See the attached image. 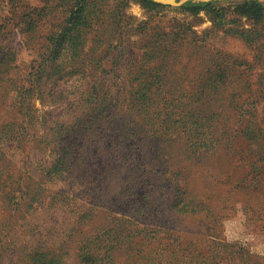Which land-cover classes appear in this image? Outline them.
Returning a JSON list of instances; mask_svg holds the SVG:
<instances>
[{"label": "rangeland", "instance_id": "374dc122", "mask_svg": "<svg viewBox=\"0 0 264 264\" xmlns=\"http://www.w3.org/2000/svg\"><path fill=\"white\" fill-rule=\"evenodd\" d=\"M148 1L0 0V264H264V7Z\"/></svg>", "mask_w": 264, "mask_h": 264}, {"label": "trees", "instance_id": "16d2710c", "mask_svg": "<svg viewBox=\"0 0 264 264\" xmlns=\"http://www.w3.org/2000/svg\"><path fill=\"white\" fill-rule=\"evenodd\" d=\"M245 3L240 6V9L242 10V12L245 14V16L249 15L250 12L252 11H262L263 7H264V3H260L257 1H253V0H244ZM216 1H211V2H207V3H187L185 4V7H189L192 9L195 8H199V7H205L208 6L210 4L215 3ZM149 4L153 5V6H157L156 4L151 3L150 1H148Z\"/></svg>", "mask_w": 264, "mask_h": 264}, {"label": "water", "instance_id": "95a60500", "mask_svg": "<svg viewBox=\"0 0 264 264\" xmlns=\"http://www.w3.org/2000/svg\"><path fill=\"white\" fill-rule=\"evenodd\" d=\"M150 1L164 5L179 6L184 2H188V1L196 2V3H206L211 1H223V0H150ZM253 1L264 3V0H253Z\"/></svg>", "mask_w": 264, "mask_h": 264}]
</instances>
